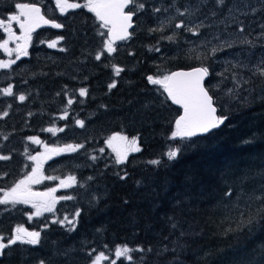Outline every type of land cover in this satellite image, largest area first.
<instances>
[{
    "label": "trees",
    "instance_id": "obj_1",
    "mask_svg": "<svg viewBox=\"0 0 264 264\" xmlns=\"http://www.w3.org/2000/svg\"><path fill=\"white\" fill-rule=\"evenodd\" d=\"M251 1L226 0L228 7ZM15 2L38 3L45 17L63 27L36 30L27 45L28 55L9 59L15 63L0 68V90L11 85L15 93L8 96L0 91V155L10 157L0 160V191L39 166L38 171L49 178L33 188L53 184L54 189L63 180L69 185L64 187L66 192L58 188L56 192L72 199L58 200L52 211L40 216L32 215L29 204L0 205L1 242L7 243L17 226L41 233L37 245L17 242L4 249L0 264H40L41 260L89 264L95 253H110L117 245L143 249L129 253L131 261L116 258L117 264H264V219L239 227L242 219L264 207L248 198L253 193L264 196V81L253 75L264 58L262 0L255 12L239 14L231 24L224 18L228 8L217 10L213 0H207L198 17L189 19L190 24L206 16L205 21L216 20L201 29L205 36L212 28L234 32L233 46L241 48L236 55L220 51L196 59L180 43L191 33L175 28L179 20L167 25L163 11L153 12L154 7L163 9L168 4L183 10L189 0H141L146 8L133 17L131 37L116 42V51L103 52L100 60L95 57L107 37L99 33L106 29L83 7L86 0H68L82 7L63 14L56 0H0V16L11 13ZM212 11H217L216 17L209 15ZM161 25L162 31H149ZM241 26L243 33L238 31ZM173 33L175 42L162 38ZM52 41L57 43L50 48ZM155 48L159 51L150 50ZM213 59L220 60L218 68ZM0 60L6 62L7 57ZM202 64L210 69L204 85L210 89L217 114L227 119L204 135L172 138L179 108L167 99L161 85L150 84L147 77ZM113 65L124 71L115 75ZM233 74L250 79L251 84L230 96L228 90L235 88ZM113 81L116 87L109 91ZM81 88L87 89L84 97L79 95ZM19 95L26 99L19 101ZM114 134L129 141L135 137L140 151H132L130 145L126 157L121 156L123 163L117 164L106 143ZM67 145L82 147L61 150ZM43 147H59L60 152L44 159L38 153ZM174 147L182 151L169 161L166 153ZM37 154L39 162L34 165L30 157ZM151 160L161 163L153 165ZM241 178H246L244 183ZM229 189L231 197L224 195ZM60 212L75 217V229L70 231L67 222H54L64 219Z\"/></svg>",
    "mask_w": 264,
    "mask_h": 264
},
{
    "label": "snow or ice",
    "instance_id": "obj_2",
    "mask_svg": "<svg viewBox=\"0 0 264 264\" xmlns=\"http://www.w3.org/2000/svg\"><path fill=\"white\" fill-rule=\"evenodd\" d=\"M57 7L60 9V12L63 14L68 9H75L82 7L79 3H69L68 0H56ZM213 5L217 10H223L225 7L228 8V14L232 15L233 9L228 7L226 0H213ZM207 6V0H189L183 7V10L180 8H176V15L181 18H192L198 17L201 13L202 9ZM262 6H264V0H262ZM83 7L87 8L88 11L93 12L98 21H100V28L107 29V32L99 33L101 36H106L107 39L103 41V49L102 52H98L96 55V59L100 60L103 52H107L109 55L116 51L114 47L115 40H126L129 39L132 33L129 32V29L133 27V17L137 12L143 11L146 8L145 3L141 2V0H86ZM169 7H174V5H170ZM16 12L11 13L7 17V22L3 19H0V27L8 33L9 39L15 40H31V32L35 27L39 26V23L42 22L45 25H51L53 28H61L63 25L61 23L56 22L53 19H46L44 15L41 14V9L36 4L30 3H16L15 4ZM127 9V11H125ZM161 11H167V9H161L154 7L153 12L159 13ZM238 11V9H237ZM256 9L253 8L252 12H255ZM217 11H212L209 13L210 16L216 17ZM242 15H247V13H241ZM205 19L200 20L199 23H191L188 20L180 19L175 23L176 29H182L183 31L190 32L194 36H199L201 34V29L205 27H211V24H206ZM233 22H235L236 17H232ZM15 21L21 30V35L17 36L15 32L12 31L11 22ZM171 23V20L168 21ZM264 28V25H261ZM163 25L160 28L149 29L150 32L162 31ZM238 31L243 33L245 29L241 26L238 28ZM176 33L173 35H168L166 37H162L163 39H167L168 41L175 42ZM62 39V37H61ZM214 39L219 40L220 38L214 37ZM9 40H3L0 42V48H3L5 51L11 54V50L7 48ZM56 41H52L48 44V47L52 48L56 46ZM211 41L205 42V46L210 44ZM242 43L252 44V41L244 40ZM233 45L228 42H221L219 45L212 46L208 56H214L217 52L223 51L225 48H231ZM18 55L17 59L20 58V55L27 56V44H17ZM63 50V49H62ZM154 51H159V48L150 49ZM189 53L196 52L195 48L189 49ZM203 54L197 53L196 59H201ZM191 58V55L189 56ZM15 63V61L3 62L0 61V68H7L9 64ZM113 70L115 75L119 76V74L124 71V69L118 67L117 65H113ZM236 67V65H233ZM210 75V69L208 66H203L193 68L188 72H173L169 75H164L163 77L154 78L149 75L147 80L150 84L153 85H162L164 91L167 93L168 98L174 104L181 105L183 107L184 113L181 115L175 122L176 130L172 132V138L180 137L181 140L190 139L197 134H206L211 130L218 128L220 125L224 123L227 117L222 115H217V109L214 106V100L212 95H210V89H207L203 85V81L205 77ZM220 75H223L222 73ZM254 76H258L262 81H264V58L261 59L259 64L256 66L255 71L253 72ZM235 88L229 89L228 94L235 95L236 90L240 89L241 91L245 90L242 88V85L251 84L250 79H244L243 77H237L233 74L232 77ZM116 87L115 81L108 85L109 91ZM250 91V89H248ZM4 95L13 96L15 95L13 87L9 85L7 88L0 90ZM79 95L84 97L87 95V89L81 88L79 90ZM19 101H24L26 97L24 95H19L17 97ZM69 105L73 103L72 99L67 101ZM4 116L7 115V112L3 113ZM67 115V113H65ZM64 117L62 116L61 119ZM77 125L80 127L84 126V122L81 120L76 121ZM48 131H54L53 129H48ZM63 131V129H60ZM34 143H40V141L36 137H29ZM114 141H123L127 142L131 145L132 151H140L138 147H136L137 140L133 137L130 141L126 136L120 134H114L110 137L106 143L112 147ZM77 147H82V145H67L65 149L61 150H69L75 151ZM115 150V149H114ZM50 151H58L56 149H50ZM101 152L104 149H100ZM182 150L179 147L170 148L166 153L167 159L169 161H174L178 158V154ZM126 157V152L124 153ZM9 156L0 155V160H8ZM32 160H36V157H30ZM95 159V157H93ZM117 164L123 163V159L121 158V153H117ZM150 164L159 165L161 162L159 160H151ZM39 167V166H38ZM38 167L33 168L32 173L26 176L24 179L20 180L13 186L11 189L6 191L3 197H0V205H9L15 206L16 204H29L32 203V207L36 209L32 215L40 216L42 211H52V206L55 203L53 200L52 203L41 202L39 204L34 203L32 201V196L37 195L31 193L28 185L31 183H39V180L36 179V173L38 172ZM127 174H125L126 176ZM125 176H120V179H125ZM70 181H75V177H69ZM91 179V177L89 178ZM246 178H241V183H244ZM61 185L63 187H68L69 185L65 183V181L61 180ZM56 189H50V192H55ZM264 192V188L261 189ZM40 195H48V193L40 194ZM225 196L231 197L233 195V190L229 189L224 193ZM249 201L259 200L260 205H264V196H257L254 193L249 195ZM60 199H71V197H61ZM251 208V204L248 205ZM7 210V209H5ZM264 207L260 208V212L255 214H250L246 219H242L239 223V227H247L253 226L259 219H264ZM80 212L77 211L76 216H79ZM243 216L244 214L241 213ZM31 219V216H29ZM55 223H60L61 225L67 224L70 226L69 230L75 229V217L73 219H68L65 217L64 220L54 221ZM175 227V225H173ZM41 239V233L39 231H27L23 226H17L14 230V234L8 239L7 243L0 242V255L3 254V250L8 248L10 245H14L17 242L21 244L28 245H37L39 244ZM133 251H143V249H131L127 245L117 246L115 249V256L117 258H125L128 261L132 260V257L129 253ZM151 251V249H149ZM108 259L104 253H99L95 255V258L92 260V264H100L101 260ZM40 264H45L43 260L40 261ZM111 264H117L116 260H112Z\"/></svg>",
    "mask_w": 264,
    "mask_h": 264
},
{
    "label": "rangeland",
    "instance_id": "obj_3",
    "mask_svg": "<svg viewBox=\"0 0 264 264\" xmlns=\"http://www.w3.org/2000/svg\"><path fill=\"white\" fill-rule=\"evenodd\" d=\"M259 1L260 0H254V1H251V2L245 3V4H234V5H232L231 8L233 9V13H232V15H229L228 14V11H227L226 12V15L224 17L225 20L228 21L227 22L228 24L234 23L233 22V19H232L233 16H235L236 17V20H237L239 14L245 13V12H252V9L253 8L256 9L258 7V5H259L258 2ZM17 3H26V2H17ZM15 4L16 3H14V7H15ZM168 5H173V4H168ZM168 5H166V6L164 5V7H163V9H167V11H163L164 12V20H166V19L168 21L171 20V23H172V21H175V19H176V21L177 20H180V19H185V20H188L189 21V19H191V18H187V17L181 18V17L177 16L176 15V8L175 7H169ZM237 9H238V11H237ZM14 12H16V9L13 11V13ZM168 21L165 22V23L167 25H170ZM215 22H216V20H214V19H210V20L205 21L206 24H215ZM11 25H12V31L15 32V34L17 36H20L21 35V30L19 28V25L15 21L14 22H11ZM171 27H173V25H171ZM0 28L3 30L2 27H0ZM210 32L211 33L209 35H207V36L202 35V34H200L199 36H194L192 34H189L186 38H182V40L180 41V43L181 42L184 43V46H181V47L182 48L183 47H186L188 50L189 49H192V48H195L196 49V52H194V54L201 53V54L205 55V54H209L210 49H211V47H210L211 45H214L215 46V45L221 44V42H228V41L232 45L236 44V42H233L234 39H235L234 36H236L234 32L228 31L227 29H221V28H212ZM217 36L220 38L219 40L214 39V37H217ZM6 39L9 40V42L7 44V48L11 50V54H9V52L5 51L3 48H0V54L1 55H4V57H0V58H6L7 57V60H6V63H7L9 61V59L12 60L13 58H15L18 55L17 44L18 43L19 44H25L26 43L28 45L29 44V41H24V40H19L18 41V40H15V39H9L8 33L5 32L4 33V36H0V42H2L3 40H6ZM207 41H211V43L210 44H207L205 46V42H207ZM237 45L240 46L239 43H237ZM240 50H241V48H237V47H234L233 46L231 51L225 48L223 51H221V53L223 55H225V56H227V55L233 56V55L238 54L240 52ZM214 60L215 59H213L212 61H214ZM215 61L217 62V68H218L221 62H220L219 59H216ZM215 71L218 72V73H220V71L218 69H216ZM217 83H218V81H216V80L213 82L214 85H216ZM174 131H175V129H174ZM112 136H110V137H112ZM110 137H108L107 140ZM108 147L114 152V154L117 157V153L118 152H120L121 153V156H122L123 153H124V151L126 149H129L130 148V145L127 142L114 141L113 142V146L110 147L108 145ZM65 148H66V146L63 149H65ZM54 149H56V150H58L60 152V149H58V148H54ZM58 151L57 152H52V151H50L49 148L43 147L38 153L39 154H42L43 156H46L44 158V159H46L49 156H52V155L58 153ZM64 151H66V150H64ZM35 156H36V160H34V165H37V163L39 162V157H38V154L35 155ZM158 159H160V158H158ZM31 173L32 172H30V173L26 174L25 176L17 179L16 182H14L9 188L2 189L0 191V197H3V195H4V193L6 191H8L9 189H11L13 186H15V184L17 182H19L20 180L24 179L26 176H28ZM48 178H46L44 176V174H41L38 171L36 173V179L39 180V183H31V184L28 185V188H30L31 191H34L35 190V191L41 192L43 194L44 193H48V195H46V198L45 199H40V197L39 198H32V201L34 203L39 204L41 202L52 203V201L54 200L55 203L52 206V210H53L54 207H55V205H57L58 200H62V199H60L61 198V194H58V192H56V191L55 192H50V189H53V186H52L53 184L48 185V186H46L44 188H41V189L40 188H33L34 185L35 186L36 185H39V184L43 183L45 180H47ZM59 184H61V181L58 183V185ZM58 189H64V187L59 186ZM61 192H66V191L64 189ZM29 205L32 206V203H29ZM64 207H62L61 209H63ZM35 211H36V209L33 208V212L32 213H34ZM42 212H44V211H42ZM61 216L63 218L68 217L67 215H64L62 213H61ZM63 218H61V219H63ZM68 219H72V218L71 217H68ZM0 242H1V240H0ZM117 246H124V245H117ZM116 247L114 249H112L110 251V253H106V252L100 251V252L94 254L92 256L89 264H92V260L95 258V255H98L99 253H104V255L108 258L106 260H101L100 261V264H106V263L111 264V261L112 260H115L117 258L115 256V254H114Z\"/></svg>",
    "mask_w": 264,
    "mask_h": 264
},
{
    "label": "water",
    "instance_id": "obj_4",
    "mask_svg": "<svg viewBox=\"0 0 264 264\" xmlns=\"http://www.w3.org/2000/svg\"><path fill=\"white\" fill-rule=\"evenodd\" d=\"M30 4H36L38 7H40V5L38 4V3H35V2H30ZM125 11H127V9H125ZM95 15V14H94ZM46 18V17H45ZM47 19V18H46ZM100 22V21H99ZM132 23H133V26H134V20L132 21ZM45 26H49V25H45V24H43L42 22H40L39 23V26L38 27H35L34 28V30L31 32V34L32 33H34L36 30H38V29H40V28H43V27H45ZM133 28V27H132ZM132 28H130L129 29V32L131 31V29ZM106 32H107V29H106ZM119 41H122V40H115V42H114V44L116 43V42H119ZM196 67H200V66H194V67H181V68H176L175 70H173V71H171L169 74H171V73H173V72H188V71H191L193 68H196ZM205 79H206V77H205ZM205 79H204V81H205ZM204 81H203V85H204ZM162 86V85H161ZM204 87H205V85H204ZM163 88V87H162ZM206 88V87H205ZM163 92H164V94H165V96L167 97V99L174 105V106H176V107H178L179 108V113L175 116V118H174V120H173V126H174V129L176 130V125H175V122H176V120L181 116V115H183V113H184V110H183V107L181 106V105H177V104H174L172 101H171V99L170 98H168V96H167V93L164 91V89H163ZM215 106V105H214ZM198 135H204V134H197L196 136H198ZM176 138H178V137H176ZM56 188H58V186H56V187H54V189H56ZM31 193H34V194H37V195H33L32 196V198H41V199H45L46 198V195H40V194H43V193H41V192H38V191H35V192H31Z\"/></svg>",
    "mask_w": 264,
    "mask_h": 264
},
{
    "label": "flooded vegetation",
    "instance_id": "obj_5",
    "mask_svg": "<svg viewBox=\"0 0 264 264\" xmlns=\"http://www.w3.org/2000/svg\"><path fill=\"white\" fill-rule=\"evenodd\" d=\"M15 3H17V2H15ZM30 3V2H29ZM15 10V7L13 6V8H12V12L11 13H13V11ZM10 13H4V14H2L1 16H0V19H3V20H5L6 22H7V17H8V15H9ZM12 22H14V21H12ZM0 32H1V35L0 36H4V33H5V31L4 30H2L1 28H0Z\"/></svg>",
    "mask_w": 264,
    "mask_h": 264
},
{
    "label": "bare ground",
    "instance_id": "obj_6",
    "mask_svg": "<svg viewBox=\"0 0 264 264\" xmlns=\"http://www.w3.org/2000/svg\"><path fill=\"white\" fill-rule=\"evenodd\" d=\"M32 3V2H31ZM175 4V3H174ZM182 6H183V4H182ZM42 7H40V9H41ZM11 12V11H10ZM162 12V11H161ZM7 14V13H6ZM11 14V13H10ZM41 14L42 15H44L43 13H42V10H41ZM94 14V13H93ZM47 18V17H46ZM47 19H49V17L47 18ZM199 23V22H198ZM226 26V25H225ZM45 27H51V25H49V26H45ZM206 36H207V34H206ZM233 38V37H232ZM236 38V37H235ZM60 39V38H59ZM198 39V38H197ZM260 41V40H259ZM212 46V45H211ZM196 66V65H195ZM189 67V66H188ZM194 67V66H193ZM168 75H169V73H168ZM206 87V86H205ZM163 90V89H162ZM217 114V113H216ZM218 115V114H217ZM195 137V136H194ZM38 145V144H37ZM59 148V147H58ZM39 149V148H38ZM59 152V151H58ZM41 189V188H40ZM67 197V196H66ZM68 197H69V195H68ZM71 197V196H70ZM41 199V198H40ZM39 199V200H40ZM72 199V198H71ZM70 199V200H71ZM74 200V199H73ZM69 209V208H68ZM70 210V209H69ZM70 213V212H69ZM96 254V253H95ZM127 260V259H126Z\"/></svg>",
    "mask_w": 264,
    "mask_h": 264
}]
</instances>
